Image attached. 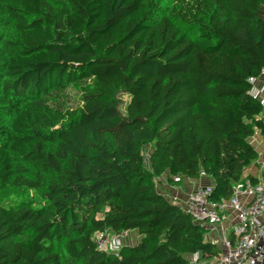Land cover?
Segmentation results:
<instances>
[{
	"label": "trees",
	"instance_id": "trees-1",
	"mask_svg": "<svg viewBox=\"0 0 264 264\" xmlns=\"http://www.w3.org/2000/svg\"><path fill=\"white\" fill-rule=\"evenodd\" d=\"M0 2V264H214L154 180L207 177L215 203L258 182L264 0ZM105 231L140 240L104 253Z\"/></svg>",
	"mask_w": 264,
	"mask_h": 264
},
{
	"label": "built area",
	"instance_id": "built-area-1",
	"mask_svg": "<svg viewBox=\"0 0 264 264\" xmlns=\"http://www.w3.org/2000/svg\"><path fill=\"white\" fill-rule=\"evenodd\" d=\"M211 191L208 185L181 196L162 195L206 229V241L218 251L214 264H264V179L236 184L232 197L219 203L209 201ZM122 236L105 231L97 233L93 241L99 251L117 255Z\"/></svg>",
	"mask_w": 264,
	"mask_h": 264
},
{
	"label": "rangeland",
	"instance_id": "rangeland-1",
	"mask_svg": "<svg viewBox=\"0 0 264 264\" xmlns=\"http://www.w3.org/2000/svg\"><path fill=\"white\" fill-rule=\"evenodd\" d=\"M0 4H2V2H0ZM0 9H4V8L1 7ZM252 86H253L252 95L261 102L264 108V71L262 72V74L258 79L253 81ZM79 98L80 97L77 94V92L69 88L63 96L59 97V103L63 108L74 109L79 104L78 102ZM123 101H126V99H123ZM263 118H264V114H263ZM249 143L255 148L259 156L264 155V139L262 138L260 133L257 132L252 138H250ZM151 153H152V149L150 146H145L144 149L142 150L145 168L148 173H150L149 160ZM255 168L258 170V173L256 172L252 174L250 173V171L246 170L244 176H257L256 178L259 180L264 179V163L260 162L259 164L256 165ZM154 181L157 182L156 180ZM163 182L166 183L167 185H171L172 187H177L178 185L180 186L182 185L183 186L182 188L190 187L191 189L193 187L192 185L191 186L189 185L186 179L180 178L178 181H172L171 179H169L168 175H166L163 178ZM157 188L160 189L158 186ZM157 191L160 192L159 190ZM171 195H174V193H172ZM2 197L6 202H9L12 199V197L13 199H17V200L31 199L29 193L18 192L15 190H6L3 193ZM139 240L140 237L137 235L136 232L126 233L120 238L119 248L121 249L122 247L125 246H134L138 243ZM198 260L199 259L197 257L191 259L193 263L198 262Z\"/></svg>",
	"mask_w": 264,
	"mask_h": 264
},
{
	"label": "crops",
	"instance_id": "crops-1",
	"mask_svg": "<svg viewBox=\"0 0 264 264\" xmlns=\"http://www.w3.org/2000/svg\"><path fill=\"white\" fill-rule=\"evenodd\" d=\"M260 162L264 163V155H260L257 162L252 165L251 167H249L247 170L250 171V173L254 174V173H258V170L255 168L257 164H259ZM166 176V174L164 176H162L159 179H156L157 182L156 183V189L159 190L160 194H179L181 195H185V193L188 192V190H193L195 187L197 186H212L213 183L211 181V179L207 178V177H201L199 180L197 181H191V180H187V182L189 183V185L193 186L191 189L190 187H186V188H182L183 186L178 185L177 187H172L171 185H167L166 183L163 182V178ZM253 177H257V176H253ZM172 181H178L180 178H170ZM157 186L160 188L158 189ZM182 191V192H181ZM228 216H232L230 213L228 214ZM228 219H230L228 217ZM226 219V220H228ZM225 227H228L227 225V221H225L224 223Z\"/></svg>",
	"mask_w": 264,
	"mask_h": 264
}]
</instances>
